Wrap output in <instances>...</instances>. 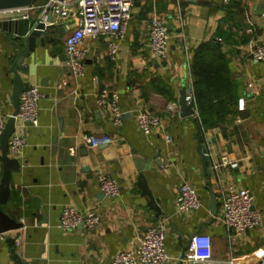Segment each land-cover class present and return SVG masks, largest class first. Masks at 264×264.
Wrapping results in <instances>:
<instances>
[{
  "label": "crops",
  "instance_id": "obj_1",
  "mask_svg": "<svg viewBox=\"0 0 264 264\" xmlns=\"http://www.w3.org/2000/svg\"><path fill=\"white\" fill-rule=\"evenodd\" d=\"M46 2L34 0L31 16ZM151 18L167 22L169 52L163 61L154 60L147 48L145 29ZM62 24L63 36L55 26L48 35L53 41L36 45L16 69L23 82L38 85L45 97L39 102L37 127L15 122L14 134L25 138V146L9 155L18 167L10 171L8 200L0 208L21 227L0 242V264H108L158 223L165 227L168 264H186L183 253L193 233L210 237L215 262L258 260L264 254V63H252L249 54L264 43V0H134L123 35L82 41V77L68 70L63 48L74 19ZM110 42L117 47L115 59L108 55ZM25 46L26 38L0 29L4 117L13 112L14 67ZM201 46L218 48L217 66L233 84L226 107L206 126L194 98L192 116L181 118L177 106L182 89L193 93L192 64ZM101 90L116 95L123 113L119 126L112 125L109 107L98 106ZM171 103L176 104L174 111ZM141 110L160 117L162 132L145 135L137 129L135 115ZM85 135H108L112 142L87 147ZM71 147L76 155L69 153ZM222 155L234 165L215 169ZM99 172L117 181L118 197L106 198L98 191ZM140 173L158 212L137 185ZM184 182L196 190L202 205L196 212L179 214L173 201ZM227 186L249 190L262 216L259 226L237 238L220 221V194ZM66 206L97 212L100 225L93 231L61 230L60 213ZM10 238L20 246L14 248Z\"/></svg>",
  "mask_w": 264,
  "mask_h": 264
},
{
  "label": "built area",
  "instance_id": "obj_2",
  "mask_svg": "<svg viewBox=\"0 0 264 264\" xmlns=\"http://www.w3.org/2000/svg\"><path fill=\"white\" fill-rule=\"evenodd\" d=\"M134 0H47L40 6L37 14L38 21L45 22L48 15L53 17L54 26L74 19L73 29L63 39V48L66 57V66L74 77H82L85 69V51L81 43L85 38L92 40L100 36L119 37L124 34L132 19ZM32 5L27 8L0 11V21L30 18ZM64 26V25H63ZM147 48L156 61H163L169 52V30L167 22L162 18H151L146 26ZM117 47L113 42L108 46V55L115 59ZM250 61L254 64L264 63V43L253 47L249 54ZM248 95H252V86H248ZM45 97L38 85H28L20 94L19 107L15 120H19L26 127H37L39 119V102ZM188 102L192 100V91L186 94ZM98 106L109 107L112 125L121 124L123 113L116 100V95L109 97L107 90H101ZM175 103L169 105L174 111ZM8 117L0 115V138L6 127ZM137 129L145 135L162 132L163 125L160 117L141 110L135 115ZM168 139V138H166ZM87 147L108 145L112 142L108 135H85L82 137ZM25 146V138L12 134L8 139V155L15 156ZM69 153L76 155L77 149L69 148ZM231 165L224 155L220 156L213 167L215 169ZM98 191L106 198H116L120 194L117 181L105 173L99 172L96 176ZM174 206L177 213L187 214L196 212L202 201L196 190L184 182L177 188L174 197ZM220 221L230 232L232 237H240L245 232L255 229L262 222L259 210L254 207V199L247 189L227 186L220 194ZM101 223L97 212L80 213L71 206L61 210L59 228L72 231L80 225L87 230H95ZM6 240V233H0V242ZM20 241L14 239L13 247H19ZM170 255L165 248V227L158 223L147 228L138 237L137 245L129 251L115 254L108 264H168ZM186 264H235L233 259L226 258L215 262L212 257L211 239L206 234L193 233L183 253ZM248 264H264V254L255 262Z\"/></svg>",
  "mask_w": 264,
  "mask_h": 264
},
{
  "label": "water",
  "instance_id": "obj_3",
  "mask_svg": "<svg viewBox=\"0 0 264 264\" xmlns=\"http://www.w3.org/2000/svg\"><path fill=\"white\" fill-rule=\"evenodd\" d=\"M33 1L34 0H0V11L27 8L33 4ZM52 22L53 17L50 15L46 17L45 22L38 21L37 15L24 19L0 21L1 30L10 32L19 37L26 38V46L24 47L22 54H20L17 58V65L14 67L15 72L11 94L13 112L6 120V127L3 135L0 138V161L2 164V176L0 179V206L4 205L8 200L10 171L17 169L18 167V161L16 159L10 158L8 155V139L15 131L16 120L14 117L18 111L20 94L28 86V83L22 81L21 77L16 72V69L18 65L22 64L24 58L34 50L36 45L43 46L48 41H53V38L48 36L49 33H52L55 29V26L50 24ZM57 31L59 36H63L65 27L59 26ZM177 106L181 118H186L195 114L194 103L193 101L188 102L186 100L185 89H182L179 93ZM204 161L205 160L203 159V162ZM141 170L142 168L139 169V171ZM137 185L140 187L142 195L148 198V205L153 210L158 212L159 209L156 206V202L142 173L139 174ZM209 205L212 213L215 214L217 203L213 194L210 195ZM20 227V223L7 216L0 208V233L13 232L18 230ZM79 227H82V225ZM10 239V243L13 244L14 240L12 238ZM12 253L16 257L14 250H12Z\"/></svg>",
  "mask_w": 264,
  "mask_h": 264
},
{
  "label": "trees",
  "instance_id": "obj_4",
  "mask_svg": "<svg viewBox=\"0 0 264 264\" xmlns=\"http://www.w3.org/2000/svg\"><path fill=\"white\" fill-rule=\"evenodd\" d=\"M219 53L215 46H201L192 64V98L197 105L201 123L205 126L212 115L226 107V99L233 88L228 75L217 66Z\"/></svg>",
  "mask_w": 264,
  "mask_h": 264
}]
</instances>
